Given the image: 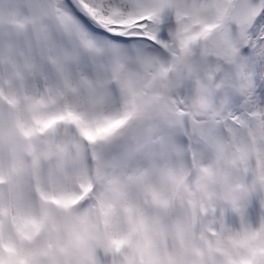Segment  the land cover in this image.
Here are the masks:
<instances>
[{
	"label": "snow or ice",
	"instance_id": "6c2138e0",
	"mask_svg": "<svg viewBox=\"0 0 264 264\" xmlns=\"http://www.w3.org/2000/svg\"><path fill=\"white\" fill-rule=\"evenodd\" d=\"M61 8L0 86V264H264V0ZM130 129L139 162L110 173Z\"/></svg>",
	"mask_w": 264,
	"mask_h": 264
},
{
	"label": "rangeland",
	"instance_id": "374dc122",
	"mask_svg": "<svg viewBox=\"0 0 264 264\" xmlns=\"http://www.w3.org/2000/svg\"><path fill=\"white\" fill-rule=\"evenodd\" d=\"M63 0H0V86L8 77L7 64L10 59H20L21 54L28 56L38 52L45 45L51 35L49 18L58 15L64 10L61 8ZM9 13H14L16 20L8 19ZM66 16L70 14L65 13ZM25 23L26 28L17 25ZM61 25L66 31L76 35L77 39L92 44L94 47H101L97 38L91 36L74 17L61 20ZM113 57L118 54V50H111ZM74 64L78 61V54L73 53ZM103 70V66H100ZM105 96L108 108L119 110L121 100L118 91L106 90ZM75 135V131L71 130ZM135 135L134 130L129 132L109 146H100L98 151L109 154L114 168L134 166L139 162V158L131 159L130 154L134 151L135 145L132 143H118L125 137L132 139ZM82 161V160H81ZM83 168V163L81 164Z\"/></svg>",
	"mask_w": 264,
	"mask_h": 264
},
{
	"label": "clouds",
	"instance_id": "9594fccd",
	"mask_svg": "<svg viewBox=\"0 0 264 264\" xmlns=\"http://www.w3.org/2000/svg\"><path fill=\"white\" fill-rule=\"evenodd\" d=\"M125 142L133 144V140L129 139L127 137H125L124 140L118 141V143H125ZM68 163H69L70 168L78 169V168H81V164L83 163V161H81L79 158H77L75 155H73L70 158V160L68 161ZM87 163H88L89 170H91L92 161H91L90 158L88 159ZM103 163H104L107 171L110 172V173H112V172L121 173V172L127 170V167L114 168L112 166V163H111L110 155L107 154V153L104 154ZM9 164H10V158H9V155H8L7 151L5 150L3 152H0V165H2L5 168H7L9 166Z\"/></svg>",
	"mask_w": 264,
	"mask_h": 264
},
{
	"label": "water",
	"instance_id": "95a60500",
	"mask_svg": "<svg viewBox=\"0 0 264 264\" xmlns=\"http://www.w3.org/2000/svg\"><path fill=\"white\" fill-rule=\"evenodd\" d=\"M128 131H129V130L125 131V133L123 134V136H124ZM123 136H122V137H123Z\"/></svg>",
	"mask_w": 264,
	"mask_h": 264
}]
</instances>
